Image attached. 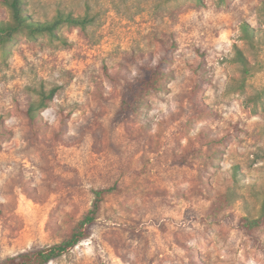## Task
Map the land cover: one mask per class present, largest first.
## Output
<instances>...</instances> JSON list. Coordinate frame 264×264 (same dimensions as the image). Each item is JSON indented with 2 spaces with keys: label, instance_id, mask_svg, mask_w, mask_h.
I'll use <instances>...</instances> for the list:
<instances>
[{
  "label": "rangeland",
  "instance_id": "rangeland-1",
  "mask_svg": "<svg viewBox=\"0 0 264 264\" xmlns=\"http://www.w3.org/2000/svg\"><path fill=\"white\" fill-rule=\"evenodd\" d=\"M94 19L0 45V261L89 237L46 264H264V0H28ZM10 12L0 3V20ZM161 90L126 112V81ZM56 89L35 122L26 115Z\"/></svg>",
  "mask_w": 264,
  "mask_h": 264
},
{
  "label": "trees",
  "instance_id": "trees-1",
  "mask_svg": "<svg viewBox=\"0 0 264 264\" xmlns=\"http://www.w3.org/2000/svg\"><path fill=\"white\" fill-rule=\"evenodd\" d=\"M0 3L6 6L10 12V17L7 20H0V45L12 42L21 33H27L34 38L41 35L57 36L59 30L65 25L86 28L94 21L88 15L76 16L62 10H59L50 19L35 20L28 12V0H0ZM165 77V70L161 67H150L145 69L141 75L126 81L123 111L131 113L138 111L147 94L157 92L163 88ZM55 94V88L50 91L42 90L40 99L27 105L26 115L32 122H35L40 112L49 106ZM108 191H110L109 188L94 190L95 200L92 208L76 223L72 234L67 240L43 249L12 256L3 262L0 261V264H46L68 252L89 237V229L97 219L101 203ZM251 223L252 225L264 223V205L262 216L254 219Z\"/></svg>",
  "mask_w": 264,
  "mask_h": 264
}]
</instances>
